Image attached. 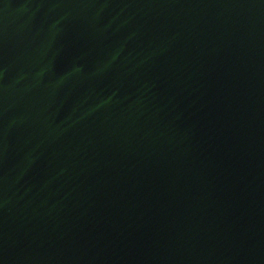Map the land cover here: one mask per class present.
Returning a JSON list of instances; mask_svg holds the SVG:
<instances>
[{
  "label": "water",
  "instance_id": "1",
  "mask_svg": "<svg viewBox=\"0 0 264 264\" xmlns=\"http://www.w3.org/2000/svg\"><path fill=\"white\" fill-rule=\"evenodd\" d=\"M0 264H264V0H0Z\"/></svg>",
  "mask_w": 264,
  "mask_h": 264
}]
</instances>
